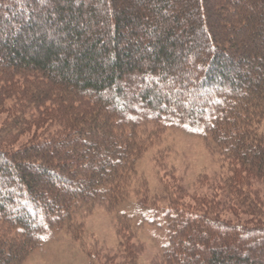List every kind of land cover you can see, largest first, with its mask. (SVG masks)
<instances>
[{
  "label": "trees",
  "instance_id": "1",
  "mask_svg": "<svg viewBox=\"0 0 264 264\" xmlns=\"http://www.w3.org/2000/svg\"><path fill=\"white\" fill-rule=\"evenodd\" d=\"M241 1L0 0L2 28L22 21L12 44L5 45L0 75L20 77L27 94L12 113L14 122L3 126V140L23 130L34 109L48 108L47 101L70 119L54 137L0 147V219L22 241L9 259L2 257L0 244V264H16L50 229L72 226L84 206L125 202L126 179L136 171L140 150L136 130L129 135L126 129L142 120L140 110L149 120L187 125L214 140L233 166L226 192L236 199L235 211L263 218L259 192L248 184L251 179L264 183V55L252 63L260 70L255 75L236 72L235 62L249 59V35L235 39L234 47L218 44L235 36L227 35L232 28H250L257 35L264 30V0H251L261 9L257 16L247 11V0ZM236 9L243 19L239 26ZM37 24H50L61 36L50 37L47 28L40 36L33 31ZM145 77L171 81L168 92L148 87ZM175 86L179 90L172 95ZM82 103L87 105L78 109ZM68 143L75 150L60 164L56 150ZM86 156L93 160L83 163ZM85 164L87 179L73 181L69 190L48 187L52 179L67 183L68 175H76L72 166L80 170ZM60 165L67 171L62 173ZM140 208L143 218L148 210L158 211ZM163 213L168 222L164 264H264V224L226 222L177 202ZM121 218L134 228L126 213ZM134 250L126 251L128 258Z\"/></svg>",
  "mask_w": 264,
  "mask_h": 264
},
{
  "label": "rangeland",
  "instance_id": "2",
  "mask_svg": "<svg viewBox=\"0 0 264 264\" xmlns=\"http://www.w3.org/2000/svg\"><path fill=\"white\" fill-rule=\"evenodd\" d=\"M247 1L249 3L247 11L256 16L259 15L260 11L258 10L261 9L254 4L255 1ZM237 4L239 3L237 2ZM2 13L5 12L2 11ZM236 13H238L237 9L233 15L235 14V22L239 26L243 19L240 18L241 16L236 17ZM223 21L230 24L226 18H223ZM21 25L22 21L16 19L5 29L0 26V62L6 60L7 48L5 45L12 44V38L16 35L15 31ZM232 26L234 27V25ZM49 27H51L50 24L47 26L37 24L33 31L39 32L41 36V33L48 29V32L51 33L50 37L61 36V34L51 31ZM260 33L257 35L256 30H250V28L238 31L232 28L227 35L235 34V36L231 37L230 41H218L219 45H226L227 48L234 47L237 43L235 39H240L241 35H244L243 37L249 35L250 38L248 37L247 40L249 59L247 62L238 64L235 62L236 72L245 73L250 70L251 74L255 75L260 71H255L252 66L254 60H258L261 55H264V30ZM24 43L26 46L34 45V42H29V40H25ZM225 63H229V61ZM6 77L8 76L5 74L0 75V147L19 148L43 138L54 137L55 134L63 130L62 124L68 123L69 117L62 113L61 107L52 108L54 106L52 102L47 101L48 108L34 109L32 111V113L34 112L33 119L27 120L29 124L23 130L13 133L3 140V126L14 122L12 113L15 114L20 109L19 104L27 95L25 93L23 95V80L20 77L14 78L13 76L10 80ZM126 78L127 81L131 79ZM142 82L148 87L155 85L160 91L167 93L166 88L171 81L145 77ZM123 85L127 86V83L123 81ZM141 90L138 89V92ZM177 90L179 88L175 86L171 90L172 95ZM104 96L107 97L108 94L106 93ZM186 98L188 96L184 97V99ZM185 104L189 105L190 100L188 99ZM86 105L82 103L77 107L83 109ZM140 111L142 120L136 124L128 123L126 129L129 131V135L136 130V139L140 142L138 144L140 150L135 162L136 171L126 179L125 202L117 203L112 207L108 203L96 201L92 206L82 207L75 215L72 226L69 223L60 229H50L45 240L40 241L37 247L27 251L25 255L23 254L16 264H91L92 261L95 264H128L131 261L133 264H164L163 248H165L168 238V222L163 212L171 202L209 213L212 217L226 222H249L252 224L260 222L259 225L264 224V216L262 219L255 218L235 211L236 199L226 192L228 189L227 178L232 174L233 166L230 160L222 154V150L214 140L205 138L200 131L187 125L149 120L145 111ZM26 114L30 116L29 113ZM74 150L73 143L60 146L59 150H56V153L59 154V163L63 164L64 155L71 154ZM91 160L93 159L86 156L83 163H90ZM94 163L96 170L99 169L96 161ZM59 167L62 173L67 171L61 165L57 166V168ZM72 167L76 175H68L67 183L51 178L52 183L48 187L55 185L56 188L63 187L69 190V187L66 186L73 181L79 183L80 180L88 178L89 169L86 164L80 170L76 166ZM31 172L40 175L37 169H32ZM240 173L246 179L250 177L248 174L250 172L240 170ZM249 182L248 189L258 190L264 206V183L253 179ZM48 187L45 186V190L50 194ZM2 188L5 189L4 186ZM12 205L15 206V203ZM141 205L148 208L156 207L155 209L158 211L148 210L146 217L143 218L141 217ZM19 209L23 210L21 207ZM125 213L131 218L134 228L122 220L121 216ZM18 235L10 224L0 219V244L3 242L4 254L2 257L4 259L11 258L14 252L13 247L21 244L22 241L19 237L21 235ZM132 248L135 249L136 254H133L131 259L128 258L126 251L132 250Z\"/></svg>",
  "mask_w": 264,
  "mask_h": 264
}]
</instances>
